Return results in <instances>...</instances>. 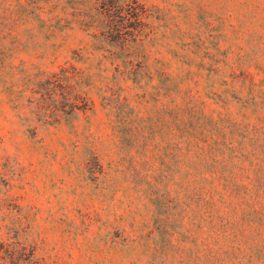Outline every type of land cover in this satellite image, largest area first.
Masks as SVG:
<instances>
[{"label":"rangeland","instance_id":"374dc122","mask_svg":"<svg viewBox=\"0 0 264 264\" xmlns=\"http://www.w3.org/2000/svg\"><path fill=\"white\" fill-rule=\"evenodd\" d=\"M102 1L0 0V264H264V0Z\"/></svg>","mask_w":264,"mask_h":264},{"label":"trees","instance_id":"16d2710c","mask_svg":"<svg viewBox=\"0 0 264 264\" xmlns=\"http://www.w3.org/2000/svg\"><path fill=\"white\" fill-rule=\"evenodd\" d=\"M130 2L128 0H103L99 5L101 20L94 28L93 37L97 38L98 30L101 29L106 38H110L111 43L120 49H125L124 38L126 35L132 36L133 42L136 41L137 35L143 33L147 26L148 14L144 4L138 2L133 6ZM132 2L136 3V0H132ZM132 30L138 31V33H133ZM141 39L139 38L137 43ZM116 72L118 75L132 78L139 74V70L134 68L133 63L126 60L122 64L116 65ZM74 74L78 78L82 73L74 68Z\"/></svg>","mask_w":264,"mask_h":264}]
</instances>
